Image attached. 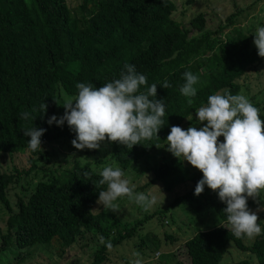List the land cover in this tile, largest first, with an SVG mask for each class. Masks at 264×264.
Listing matches in <instances>:
<instances>
[{
    "label": "trees",
    "instance_id": "1",
    "mask_svg": "<svg viewBox=\"0 0 264 264\" xmlns=\"http://www.w3.org/2000/svg\"><path fill=\"white\" fill-rule=\"evenodd\" d=\"M177 10L173 0H166V5L163 0H83L77 12L67 0H0V160L5 155L27 160L23 167L15 165L12 172L3 171L0 165V211L2 218L6 217L5 233L0 232L2 246L20 250L10 264H26L32 252L43 245L54 246L62 258L82 242L94 250L90 264H106L112 250L132 240L146 222L153 217L161 220L180 204L194 209L204 230L185 243L191 264H221L230 243L256 254L264 264V227L252 243L246 244V237L235 238L222 213L226 205L220 199L204 203L207 186L197 197L195 187L203 174L198 169L192 171L178 158L150 169L152 183L163 185L164 192L187 188L168 208L132 224L116 213L96 210L99 191L106 190L107 185L96 188L95 184L102 179L100 172L105 167L125 173L153 155L167 143L172 126L192 124L195 110L207 104L210 95L240 94L241 79L264 62L254 35L240 27L229 30L235 26V14L229 17L228 25L211 30L203 13L186 26L176 19ZM125 64L134 65L146 77L147 83L139 91L146 93L148 87L157 84L156 98L165 105L158 135L142 139L132 150L109 140L101 142L98 150L73 147L75 153L87 151L86 158L79 160L76 153L72 161L56 166L46 145L72 144L75 139L67 123L63 127L47 123L52 115L60 117L61 92L76 97L77 83L100 88L119 79L126 71ZM186 71L199 78L191 107L180 93ZM165 80L171 85L167 89L161 87ZM250 102L264 120V105L255 97ZM44 103L47 114L41 109ZM24 112L30 113L29 119L21 118ZM33 127L46 129L42 148L36 151L29 149L30 137L23 134ZM14 189H18L15 204L10 197ZM248 207L259 205L251 198ZM204 209L214 212L211 224ZM100 237L111 241V251L106 243L101 244ZM166 239L178 241L168 234ZM139 246L148 259L163 248L156 235L149 242L141 238ZM160 258L166 261V253ZM235 264L251 263L242 260Z\"/></svg>",
    "mask_w": 264,
    "mask_h": 264
},
{
    "label": "clouds",
    "instance_id": "2",
    "mask_svg": "<svg viewBox=\"0 0 264 264\" xmlns=\"http://www.w3.org/2000/svg\"><path fill=\"white\" fill-rule=\"evenodd\" d=\"M163 3L166 5V0ZM254 36L258 55L264 58V27H258ZM124 68L126 71L120 73L119 79L100 88L91 83H77L78 95L72 102L63 104L64 114L52 115L47 123L60 127L67 123L75 134L71 143L77 150H98L106 140L119 142L132 150L142 139H150L154 133L158 135L164 123L165 105L164 100L156 98L157 84L148 87L146 93L141 92L139 89L146 85V77L138 73L134 65L125 64ZM183 79L185 83L180 93L191 107L192 98L197 95L194 85L199 78L186 71ZM170 86L167 80L161 85L164 89ZM41 109L47 114L48 105L42 104ZM20 115L25 120L30 118L27 112ZM195 115L203 126L187 130L172 126L166 150L182 164L187 161L202 172L194 194L200 196L205 186L218 193L220 201L226 205L222 213L231 226V234L237 239H254L261 234V227L257 213L248 208V198L259 205L257 212L264 211L261 203L264 199L260 197L264 192V120L260 118L259 109L243 94H213L208 97L207 104L195 110ZM45 132L46 129L37 127L23 131L24 136L30 137V150L42 148L41 137ZM220 137H224L223 142L219 141ZM124 175L119 168L105 167L100 172L102 179L95 186L107 187L99 191L96 203L106 212H117L119 205L114 202L127 196L144 211L151 209L156 197L151 193L134 194L135 185L130 188V181L122 178ZM100 242L112 250L110 240L105 242L100 237ZM134 264H141V261L137 259Z\"/></svg>",
    "mask_w": 264,
    "mask_h": 264
},
{
    "label": "rangeland",
    "instance_id": "3",
    "mask_svg": "<svg viewBox=\"0 0 264 264\" xmlns=\"http://www.w3.org/2000/svg\"><path fill=\"white\" fill-rule=\"evenodd\" d=\"M178 10L175 13V17L178 21L184 25L189 26L190 21L197 15L203 13L206 18V24L211 30H216L221 25L229 24V17L235 14V26H231L229 30L234 27H240L250 35H254L258 27H264V0H173ZM69 6L78 11L79 6L83 0H67ZM237 14H239L237 16ZM229 30H226L225 36ZM255 39V38H254ZM242 90L240 94L246 96L249 101L255 97V101L264 105V62L261 66H258L256 70H249L246 75L241 79ZM62 98L59 101L58 115L62 116L65 109L62 107L65 102H72L74 96H70L65 92H61ZM206 124V122H204ZM196 126L198 129L203 125L198 123V118L192 124H185L182 129L187 130L189 127ZM221 140L220 142H223ZM47 143H45L46 145ZM49 151L51 162L55 165L65 164L72 161L77 153V158L82 160L86 158L87 151L76 152L73 150L72 144H67L66 141L59 143H52L46 145ZM167 143L157 149V151L142 160L141 162L132 166L125 172L123 179L130 181L129 187L133 185V193H151L156 197L155 205L148 211H144L134 201L130 200L127 196L120 197L114 203L119 205L117 212L109 211V213H116L124 222L135 223L139 220L145 219L146 216H150L157 210H164L168 208L177 196L184 194L187 191L186 187L178 188L177 190L166 193L163 190V185L159 183H152L153 174L150 171L156 165H159L163 161L170 160L174 157L170 152L166 150ZM83 154V155H82ZM104 159V158H102ZM26 158L21 156L11 157L8 155L3 156L0 160V165L3 171H14L15 165L23 167L26 164ZM192 171L197 170L192 167L187 161H184ZM104 165L103 167H105ZM100 171V169H99ZM10 194L12 197V203L15 204L18 189L12 190ZM264 199V192L262 194ZM207 200L204 203L208 204L210 199H219L218 193L213 192L211 189L207 190ZM251 198H248L250 200ZM264 204V201H263ZM250 211L256 212L261 227V232L264 227V211L257 212L258 207H248ZM97 211H104L102 205L96 207ZM206 210V220L211 222L214 219L213 210ZM105 212V211H104ZM197 215L194 209L189 205H177L174 208L160 218L153 217L140 230L132 240L127 241L125 244L112 250L109 255V262L106 264H127L139 259L141 264H191L188 257L185 243L192 238L195 233L204 231L199 225L200 221H197ZM2 218V212L0 211V232L5 233V219ZM231 227V226H230ZM141 234V235H140ZM173 235L178 241H171L166 239V235ZM156 235L163 244V248L155 253H152L150 258H146L143 253H140L139 243L141 238H145L148 242L152 241L153 236ZM256 238V237H255ZM254 239L245 238V243H252ZM89 245L94 243L89 242ZM2 239L0 234V264L14 263L18 258L20 250L16 246H2ZM3 247V248H2ZM228 253L225 255L221 264H235L242 260H248L251 264H260L257 255L252 252H246L239 250L233 243L228 246ZM147 251V250H145ZM94 252L92 247H85L84 243H79L68 249L64 257H60L57 253V249L54 246L43 245L40 248L32 252V259H27L26 264H90L92 262V253ZM139 253V256L135 255ZM166 253L167 260L160 258L161 254Z\"/></svg>",
    "mask_w": 264,
    "mask_h": 264
}]
</instances>
